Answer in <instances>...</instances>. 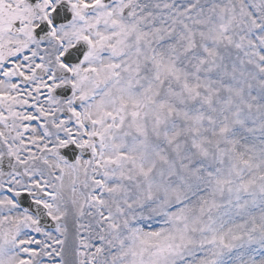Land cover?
Listing matches in <instances>:
<instances>
[{
    "label": "snow or ice",
    "instance_id": "obj_1",
    "mask_svg": "<svg viewBox=\"0 0 264 264\" xmlns=\"http://www.w3.org/2000/svg\"><path fill=\"white\" fill-rule=\"evenodd\" d=\"M0 264H264V0H0Z\"/></svg>",
    "mask_w": 264,
    "mask_h": 264
}]
</instances>
